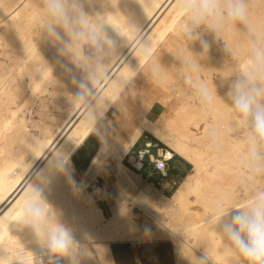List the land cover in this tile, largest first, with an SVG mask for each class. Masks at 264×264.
Returning a JSON list of instances; mask_svg holds the SVG:
<instances>
[{
  "label": "bare ground",
  "instance_id": "6f19581e",
  "mask_svg": "<svg viewBox=\"0 0 264 264\" xmlns=\"http://www.w3.org/2000/svg\"><path fill=\"white\" fill-rule=\"evenodd\" d=\"M85 7L93 13L112 14L111 22L128 37L118 35L111 27L108 29V34L117 43L109 76L126 71L127 66L135 69L138 40L150 38L155 55L166 68H172L162 85L148 77L164 94L171 92L174 99L169 97V93L160 98L158 102L164 107L162 113L155 120L143 116L134 123L125 139H119L112 132L113 120L108 114L135 85V80L141 75L138 73L121 93V100L110 104L93 130L85 125L81 111L73 107L69 100V95L77 92L75 81L80 76L79 71L62 59L57 49L39 34L42 13L38 0H0V56L7 59H0V254H6L2 245L13 253L24 248L42 264H49V254L38 245L31 229L17 220L21 219L20 204L28 186L48 171L52 156L60 154L66 159L64 174L50 176L45 196L60 213L62 222L73 230L76 239L87 246L90 255L81 264H115L111 244L135 243L147 235L172 243L175 264H190L187 258L193 253L202 255L203 249L212 259L209 264H233L225 250L224 240L212 229L208 217L215 200L223 197L235 203L246 195L239 183L238 159L244 145L242 140L225 135L221 151H212L208 147V129L213 124L227 125L233 117L223 100L217 101L212 113H202L183 78L177 74L179 61L175 56L185 55L186 44L178 34L182 18L175 10L174 0H95L91 6ZM253 17L264 26V0H255ZM224 39L234 53L232 59L224 51L221 41L223 45L220 42L214 44L208 59L201 61L204 66L202 77L210 86L213 83L219 85L220 77H229L234 65L238 64L241 69L244 67L241 36L232 32ZM191 50L199 52V45L191 46ZM42 60L51 69V73H44L43 81L34 69V63ZM21 78L28 81L31 97L45 92L49 86L54 94L65 96L66 111L61 121L56 126H45L41 135L30 131L22 106L11 94L9 83ZM101 87L104 88V85ZM217 91L223 97L226 88L218 87ZM105 94L116 95L115 91L108 89H105ZM196 128L201 129L199 136L192 131ZM144 132L167 147L165 158L175 153L191 165L190 171L171 195L163 194L150 183H143L139 175L131 172L122 162ZM92 135L98 137L100 146L86 167L85 176L89 174V179L94 178L91 181L100 177L110 159L133 191L131 198L109 216H105L99 207V202L108 201L105 187L95 186L86 191L91 181L88 183L84 174L78 176L72 160ZM38 137L45 140V149L35 154L31 145ZM134 208L153 227L142 229ZM26 258L31 264V256ZM13 264L19 262L13 261ZM51 264H69V261L61 258Z\"/></svg>",
  "mask_w": 264,
  "mask_h": 264
},
{
  "label": "clouds",
  "instance_id": "9594fccd",
  "mask_svg": "<svg viewBox=\"0 0 264 264\" xmlns=\"http://www.w3.org/2000/svg\"><path fill=\"white\" fill-rule=\"evenodd\" d=\"M95 0H38L41 9L39 34L49 41L58 55L67 60L80 73L75 81L77 92L69 95L73 107L81 111L85 125L93 130L97 121L112 103L121 100V93L138 73L147 74L157 84L166 83L171 68H166L153 52L150 38L138 40L135 69L128 67L110 77V65L116 56L117 43L108 34L111 27L118 35L126 37L104 12H90ZM103 2V0H101ZM175 10L181 16L178 34L185 41L186 53L176 57L177 74L183 78L190 94L204 114L212 113L218 100H223L232 113L227 124H213L207 132L208 147L222 150L225 135L243 141L239 154V183L246 194L240 202L226 198L215 200L208 222L224 240L225 250L233 264H264V26L253 17L255 0H174ZM135 30V28L130 27ZM236 32L242 38L245 54L244 67L233 66L231 75L220 77L219 85H209L202 77L201 61L208 59L211 47L224 43V51L234 53L224 39ZM198 44L200 51L191 46ZM125 67H123L124 69ZM35 72L44 80L50 67L42 62L34 63ZM104 85V88L101 87ZM226 88L224 96L217 88ZM105 89L116 95H106ZM45 140L38 137L31 145L33 153L44 148ZM66 159L53 155L48 171L28 186L20 204L22 226L31 229L33 236L49 254V264L63 258L69 264H81L89 256L87 246L74 236L73 230L62 222L60 213L48 202L45 190L53 174H64ZM87 238V237H85ZM6 254H0V264H42L24 248L15 253L2 245ZM190 264H209L212 261L206 249L202 255L188 257Z\"/></svg>",
  "mask_w": 264,
  "mask_h": 264
},
{
  "label": "rangeland",
  "instance_id": "374dc122",
  "mask_svg": "<svg viewBox=\"0 0 264 264\" xmlns=\"http://www.w3.org/2000/svg\"><path fill=\"white\" fill-rule=\"evenodd\" d=\"M220 44L223 45L221 41ZM0 59L7 61V59H5L4 56L2 55L0 56ZM142 74L143 73H141L140 77L136 79L137 81L135 80V85L130 87L131 91L129 89L126 97L121 101V103L118 106H116L114 109H112V111H110L108 114L111 118L114 117V115L116 116L117 113L124 114L127 130L133 127L134 123L142 119L143 115L145 114V110L147 109L148 105H150L151 103L155 101H159L160 98L166 96L168 93H169V97H171L172 100L174 99L173 94L171 92L168 93L165 92L164 94L163 91L161 92V89H158V87L154 85V83L150 80L147 74L145 75ZM9 87L11 90V94L14 97L17 104L22 106L23 116L29 120L28 128L35 135H41L43 133L45 126L47 125L56 126L64 116L66 111L65 96L63 94H54V91L51 86H49L48 90H46L45 92H39L32 97L29 95V84L25 78L11 81L9 83ZM132 92L136 94H133ZM111 129L112 132L115 133V135L119 139H121L120 136H118L119 134L116 132L114 127H112ZM200 130L201 129L199 128L192 129V131L197 136L200 135L199 134ZM140 145H142V143ZM99 146H100V141L98 137L92 135L80 148L77 154L73 157V161L75 163H79V165L76 167L78 176H82L83 174L85 176L84 165L86 164L87 161H88L87 163H89L90 158L93 156V154L95 153V151ZM90 153L92 156L90 155ZM106 158L107 157H105L103 161ZM108 160L109 163L106 168L111 167L114 170V178L111 175H106V173H102L100 177H96L97 183L95 184L96 187L104 186L106 189L108 202L106 201L99 202V207L101 208L105 216H109L110 214H113L119 207L122 206L124 202L130 199L131 195L133 194L132 189L124 181L122 173L115 166H113L110 159ZM80 163L83 164L80 165ZM99 165L101 167V164ZM190 169H191V165L188 169V172L190 171ZM97 173L98 172H96V174ZM85 178L88 180L87 181L88 183L89 181L94 179V178L89 179V174L85 176ZM112 182L114 187H112ZM90 190H92V188L86 191H90ZM111 190L112 192L108 193V191ZM119 191H121L120 194L117 193ZM172 192L173 191L171 190L170 192H168L167 195H171ZM133 212L136 214L138 225L142 229L147 230L150 227H153V224L151 225L149 221L145 218V216H143L138 209L134 208ZM137 242H145V244L148 245L165 244V246H167V250H170L172 252V255L175 257L173 245L170 241L157 240L155 236L147 235ZM115 244L112 245L116 246ZM124 244L125 245L122 249V253L132 254L134 249L133 245H131L129 242Z\"/></svg>",
  "mask_w": 264,
  "mask_h": 264
},
{
  "label": "crops",
  "instance_id": "0c3cea01",
  "mask_svg": "<svg viewBox=\"0 0 264 264\" xmlns=\"http://www.w3.org/2000/svg\"><path fill=\"white\" fill-rule=\"evenodd\" d=\"M155 102L148 105L147 109L145 110L146 113H145V115H143L146 118H148L149 120H155L163 111V106L158 101H155ZM123 115L124 114L117 113L116 116L112 117V120H113L112 127H114L116 132L119 134L118 136H120V138L122 140L125 139L127 134L133 128V127H131L129 130L126 129V120L124 118L125 116H123ZM145 142L151 143L152 152L155 155L162 156L163 159L165 158V153L168 152L167 147L165 146V148H161L160 147L161 142H159L153 136H151L150 134H148L146 132H144L138 138V140L134 143V145L132 147H134L135 149H138V148L142 147ZM141 143H142V145H140ZM80 148L77 150V152L80 150ZM96 151H95V153H96ZM77 152L73 155V157L77 154ZM95 153L93 154V156L95 155ZM93 156L90 158L89 163H90L91 159L93 158ZM73 157H72V160H73ZM165 159H170V160L168 162H166V166L168 169V177L163 181L162 186H165L166 183H170L172 180H179V179L182 180L185 177V175L187 174L189 166H190V164L188 162H186L183 158H181L179 155H176L175 153H172L169 158H165ZM73 163H74L75 168L79 165V163H75L74 161H73ZM89 163H86V165H84L85 166L84 171H85V169ZM82 164L83 163H80V165H82ZM76 170H77V168H76ZM149 170H151V166L148 167V169H146L147 172ZM104 173H106V175H111L114 178V170L111 167L106 168ZM144 174H146V173H144ZM157 177H158L157 175H153L150 178V181L156 182ZM112 187H114L113 182H112ZM109 192L111 193L112 190L108 191V193ZM117 193L120 194L121 191H119ZM106 202H108V201H106ZM124 243H128V242H122V243L117 242L116 244L113 243L116 246H113L111 244V250H112V254L114 257L115 264H175V257L172 255V252L170 250H167V246H165V244L148 245V244H145V242L130 243L134 247L133 253L132 254L131 253L126 254V253H122V249L125 245Z\"/></svg>",
  "mask_w": 264,
  "mask_h": 264
},
{
  "label": "built area",
  "instance_id": "2783aa9c",
  "mask_svg": "<svg viewBox=\"0 0 264 264\" xmlns=\"http://www.w3.org/2000/svg\"><path fill=\"white\" fill-rule=\"evenodd\" d=\"M170 159H163L162 156H157L152 152V145L150 142H145L142 147L135 149L134 147L130 148L128 153L122 159L123 164L133 173L139 175L140 180L143 183H150L154 185L160 192L168 194L171 190L173 191L178 185L181 179L172 180L170 183H166L165 186H162L163 181L168 177V169L166 162ZM151 166V170L148 172L146 169ZM146 173V174H144ZM153 175H157V181H150V178ZM97 179L90 182V186L87 188L90 189L95 187Z\"/></svg>",
  "mask_w": 264,
  "mask_h": 264
},
{
  "label": "trees",
  "instance_id": "16d2710c",
  "mask_svg": "<svg viewBox=\"0 0 264 264\" xmlns=\"http://www.w3.org/2000/svg\"><path fill=\"white\" fill-rule=\"evenodd\" d=\"M160 145H161V146H160L161 148H165V146H164V145H162L161 143H160ZM189 167H190V166H189Z\"/></svg>",
  "mask_w": 264,
  "mask_h": 264
}]
</instances>
